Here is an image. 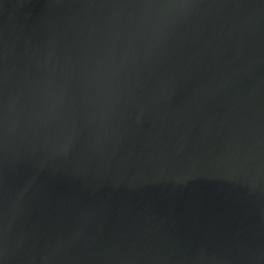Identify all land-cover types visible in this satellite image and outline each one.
<instances>
[{
  "label": "water",
  "instance_id": "1",
  "mask_svg": "<svg viewBox=\"0 0 264 264\" xmlns=\"http://www.w3.org/2000/svg\"><path fill=\"white\" fill-rule=\"evenodd\" d=\"M0 264H264V0H0Z\"/></svg>",
  "mask_w": 264,
  "mask_h": 264
}]
</instances>
